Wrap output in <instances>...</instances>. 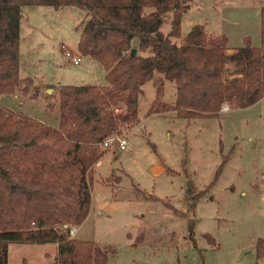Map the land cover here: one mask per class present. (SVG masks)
Returning <instances> with one entry per match:
<instances>
[{
  "label": "rangeland",
  "instance_id": "rangeland-1",
  "mask_svg": "<svg viewBox=\"0 0 264 264\" xmlns=\"http://www.w3.org/2000/svg\"><path fill=\"white\" fill-rule=\"evenodd\" d=\"M262 4L264 0L189 1L180 36L172 39L180 41L200 22L228 36L227 51L244 44L246 37L260 45ZM21 11L20 74L30 75L41 92L0 94V105L57 125L59 84L106 82L101 62L78 50L87 10L23 4ZM169 27L167 17L160 30L167 33ZM66 49L80 57L77 64ZM53 91L49 106L43 92ZM175 95L174 82L164 78L162 100L173 103ZM155 99L153 80H146L138 96L139 120L118 131L127 148L100 144L106 151L88 174L90 208L80 224H72L77 227L72 236L105 247L106 264H264L256 252L257 239L264 238V94L246 106L224 101L228 110L220 107L218 114L194 117L173 109L148 113ZM54 255L52 243L8 245V264H23V257L26 264H44Z\"/></svg>",
  "mask_w": 264,
  "mask_h": 264
},
{
  "label": "trees",
  "instance_id": "trees-1",
  "mask_svg": "<svg viewBox=\"0 0 264 264\" xmlns=\"http://www.w3.org/2000/svg\"><path fill=\"white\" fill-rule=\"evenodd\" d=\"M189 1L0 0V94L41 92L30 75L19 71L23 4L85 8L78 50L101 62L106 80L59 84L57 125L0 105V264H8L10 242H56L53 264H106L105 247L70 236L68 228L89 211L88 174L106 151L101 141L139 120L138 96L146 80L152 79L156 88L148 113L173 109L186 117L215 115L224 101L246 106L264 94V5L260 45L246 37L244 44L227 51L228 36L209 35L200 22L180 41L172 39L180 36ZM167 17L170 27L164 33L160 25ZM164 78L175 84L173 103L161 98ZM53 95L43 92L47 104ZM118 105L121 111H116ZM256 252L264 258L263 237L256 241Z\"/></svg>",
  "mask_w": 264,
  "mask_h": 264
},
{
  "label": "built area",
  "instance_id": "built-area-1",
  "mask_svg": "<svg viewBox=\"0 0 264 264\" xmlns=\"http://www.w3.org/2000/svg\"><path fill=\"white\" fill-rule=\"evenodd\" d=\"M66 54L67 57L71 60L72 62L77 64L80 61V57L79 56H75L73 55V51L70 49H66ZM221 110L225 111L229 109V105L225 102H223L221 104ZM116 110H121V106H116L115 107ZM101 144L103 147L105 148H113V149H125L127 148V139L125 137V135L120 134V132L118 131H114L113 134L107 135L102 141ZM77 230V227L75 225H69L68 228V234L70 236L74 235L75 231Z\"/></svg>",
  "mask_w": 264,
  "mask_h": 264
},
{
  "label": "crops",
  "instance_id": "crops-1",
  "mask_svg": "<svg viewBox=\"0 0 264 264\" xmlns=\"http://www.w3.org/2000/svg\"><path fill=\"white\" fill-rule=\"evenodd\" d=\"M20 21H21V19H20ZM20 27H21V23H20ZM205 30H206V32H208V33H214V34H217L218 32H215V31H210V30H208L206 27H205ZM229 49V48H228ZM232 51V50H231ZM20 65H21V63H20ZM19 71H20V66H19ZM25 75H28V74H25ZM14 95H16V94H14ZM100 161H101V158L97 161V163H96V165H98L99 163H100ZM11 243V242H10ZM44 243H52L53 245H54V253H55V255H54V257H52V258H50V260L46 263V262H44V264H53L54 262H53V260L55 259V256H56V253H57V243L56 242H44ZM45 256L47 255V257H48V255H49V252L48 251H45ZM50 257V256H49ZM27 263V260H26V257H23V264H26Z\"/></svg>",
  "mask_w": 264,
  "mask_h": 264
},
{
  "label": "water",
  "instance_id": "water-1",
  "mask_svg": "<svg viewBox=\"0 0 264 264\" xmlns=\"http://www.w3.org/2000/svg\"><path fill=\"white\" fill-rule=\"evenodd\" d=\"M135 51V48H132V52H134Z\"/></svg>",
  "mask_w": 264,
  "mask_h": 264
}]
</instances>
